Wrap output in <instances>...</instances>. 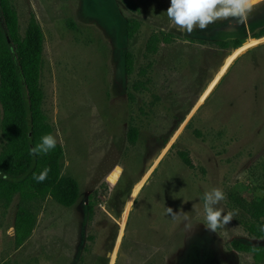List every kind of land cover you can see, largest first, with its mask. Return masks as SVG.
<instances>
[{
	"label": "rangeland",
	"instance_id": "obj_1",
	"mask_svg": "<svg viewBox=\"0 0 264 264\" xmlns=\"http://www.w3.org/2000/svg\"><path fill=\"white\" fill-rule=\"evenodd\" d=\"M12 1L22 35L32 16L42 28L43 111L64 150L62 175L79 183L80 198L71 208L50 197L35 204V231L19 248L20 196L1 207V262L257 264L231 249L234 240H264L247 233L230 194L240 185L264 194V38L254 39L264 31V0L243 24L220 20L191 35L169 21V0ZM129 19L140 24L132 40ZM152 36L156 54L147 51ZM235 39L245 42L237 51L217 46ZM213 188L231 214L216 232L200 202ZM165 207L181 215L173 220Z\"/></svg>",
	"mask_w": 264,
	"mask_h": 264
},
{
	"label": "trees",
	"instance_id": "obj_2",
	"mask_svg": "<svg viewBox=\"0 0 264 264\" xmlns=\"http://www.w3.org/2000/svg\"><path fill=\"white\" fill-rule=\"evenodd\" d=\"M132 6V4H130ZM133 7V6H132ZM135 8V7H134ZM140 24L129 19L126 36L132 40L138 33ZM264 38V31L254 39ZM166 43L171 40L164 38ZM159 39L152 36L147 43V51L156 54ZM244 40L221 41L217 46L222 50L237 51L244 46ZM45 37L39 23L32 16L27 29L21 34L19 15L12 0H0V208L7 210L16 195L20 196L15 222V246L19 248L34 233L36 216L35 204L52 198L60 206L71 208L80 198L79 183L72 177L62 175L64 150L60 144L49 153L39 156L30 155L31 148L40 143L43 135L52 134L53 128L43 111L44 92L41 86ZM125 72H134V56L125 55ZM146 70L142 71L145 74ZM141 86V85H140ZM138 90V85L134 86ZM142 87V86H141ZM137 131L131 129L128 138L135 143ZM179 157L189 168L192 162L186 153ZM47 169L43 182L33 179ZM239 195L230 194L235 206L242 210L247 221V233L257 241L264 240V194L256 196L248 188L240 185ZM261 191L264 193V187ZM91 198H89V201ZM92 207L89 209L92 213ZM231 249L249 254L257 264L264 263V245L245 244L238 240L231 242ZM0 264H9L1 262Z\"/></svg>",
	"mask_w": 264,
	"mask_h": 264
},
{
	"label": "clouds",
	"instance_id": "obj_3",
	"mask_svg": "<svg viewBox=\"0 0 264 264\" xmlns=\"http://www.w3.org/2000/svg\"><path fill=\"white\" fill-rule=\"evenodd\" d=\"M262 0H169V7L165 12L171 24L176 26V30L182 34L191 35L195 30H206L220 20L231 19L236 25L243 24L249 13L261 3ZM57 146V138L52 134L43 135L40 143L34 145L30 150V155L39 156L47 154ZM47 169L39 175L33 174V179L43 182L47 177ZM225 199V193L219 188H213L204 192L200 197L206 214L207 229L216 232L220 226L227 225L231 221V214L225 212L220 207ZM167 216L175 220L181 213H174L171 208H166ZM184 214V213H183ZM187 221V214H184ZM185 223V229H189ZM264 232V226L260 227Z\"/></svg>",
	"mask_w": 264,
	"mask_h": 264
},
{
	"label": "crops",
	"instance_id": "obj_4",
	"mask_svg": "<svg viewBox=\"0 0 264 264\" xmlns=\"http://www.w3.org/2000/svg\"><path fill=\"white\" fill-rule=\"evenodd\" d=\"M215 79V78H214Z\"/></svg>",
	"mask_w": 264,
	"mask_h": 264
}]
</instances>
